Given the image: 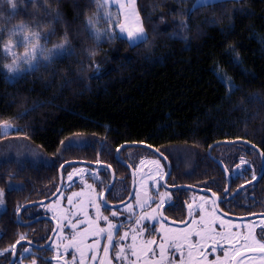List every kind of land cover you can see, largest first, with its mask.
I'll return each mask as SVG.
<instances>
[{
  "label": "trees",
  "instance_id": "1",
  "mask_svg": "<svg viewBox=\"0 0 264 264\" xmlns=\"http://www.w3.org/2000/svg\"><path fill=\"white\" fill-rule=\"evenodd\" d=\"M98 2L0 0V147L22 151L0 159L5 199L52 194L71 159L111 165L109 196L119 195L131 177L116 149L128 142L156 147L190 177L224 175L205 163L217 141L238 139L222 144L240 152L248 140L264 152V0H137L148 40L136 45L116 29V9ZM89 20L108 35L97 41ZM37 31L57 53L11 79L3 45ZM6 123L13 129L4 132ZM130 150L138 159L150 151L122 155ZM103 169L99 192L111 180Z\"/></svg>",
  "mask_w": 264,
  "mask_h": 264
},
{
  "label": "flooded vegetation",
  "instance_id": "2",
  "mask_svg": "<svg viewBox=\"0 0 264 264\" xmlns=\"http://www.w3.org/2000/svg\"><path fill=\"white\" fill-rule=\"evenodd\" d=\"M248 142L241 144L242 151L240 152H233L231 148L225 147L228 144L214 145L211 150L212 152H209L208 149L207 156L209 159L205 163L220 166L224 175H221L217 170L215 175L204 171L199 176L190 177L185 170L174 171L172 165V172L167 177L166 184L163 183V179L167 172V162L155 153L159 158V163L164 167V172L160 177L159 185L152 192L153 200L151 204L143 209L136 204V197L139 195L143 198L142 195H144L142 192L139 193L137 189L139 179L134 161H137L138 157L135 153H129V151L123 155L121 153L122 159L131 164L136 172V190L132 199L119 207L110 206L105 204L102 199L104 189L101 192L100 199H94V201L101 204L100 210L104 216H108L113 222L124 224V228L119 230V234L134 226L133 221L129 220V213L123 211L127 204L131 203L133 205L136 216L152 213L155 219L144 222L147 230L142 238H138V243L142 240L153 239L157 244L162 241L164 236L171 238L182 230L195 229L201 231V226L199 224H193L192 221H199L202 215L200 207L203 206L205 208V213L203 214L206 215L211 212L212 217L217 221L212 225L215 232H231L233 237L238 238L231 241L223 240L220 237H216L215 240H208L203 244L202 251L195 252L190 262V264H214L218 256L223 258V253L219 250L213 252V247L218 245L219 248H228L231 251L229 245H238L242 241L243 236L248 235L250 230L259 238L260 226L264 225L263 158L260 155L261 152L257 151L256 145L251 141ZM258 156L260 158V166ZM118 160L126 168L127 173L130 174V185L129 187L124 185L119 195L109 196V192L113 189V186L106 196L109 204H117L124 201L128 197L131 189V169L120 159ZM241 160L247 163L241 164ZM237 165H240V167L237 168ZM106 169L111 175V171L108 168ZM95 170L96 168H93L92 171L94 172ZM253 176L256 177L255 180H253ZM89 177L93 178L94 191H98L97 183L102 178V173L98 170L96 178H94L92 173H89ZM183 184L206 189L208 192L188 188H170ZM33 186V182L31 181L28 185L29 190ZM77 186L78 183L74 181L72 186L73 191L77 189ZM57 188L52 194L29 199L20 204L16 200L5 199V192L0 189L3 192V204H0V264H33V260L36 261V264H73L75 250L69 248L67 253L58 255V249L56 247L59 245V253H63L64 246L70 241L72 230L64 227L62 231H59L57 225H67V220H62L61 218L65 215L66 211H76L75 206L81 202L88 204V212L93 219L96 215L95 208L87 200L79 199L76 196L73 199V205L68 204L67 198L60 199V194L65 187L52 200H45L53 195ZM226 189L228 190L227 195H225ZM164 193L168 195L165 197V202L161 204L160 199ZM213 193H215V197ZM202 197L204 199L200 201L199 198ZM213 199L217 200L215 205L211 203ZM25 204L29 205L20 212V209ZM189 204L193 206L191 215H189ZM157 208L159 211L153 213V210ZM112 211H117L118 216L112 217ZM212 217H208V219L210 220ZM81 218L73 217V222ZM220 220L225 221L230 226L222 229L219 224ZM99 226L105 227V222L100 221ZM83 227L84 225H81L77 231L82 230ZM173 229L175 231L171 232ZM168 230L171 231L169 232ZM21 236L24 237L23 240L20 239ZM65 237H68V239H65ZM94 239L95 237L90 238L88 243H91ZM190 239L194 244L199 241V237L195 235L191 236ZM118 240L119 235H116L114 242ZM105 242L101 238V255ZM124 243H131L130 237ZM14 245L15 248H13ZM25 248L28 249L27 252L24 251ZM115 253V248L109 252L112 264H122V262L115 259ZM187 253L188 249L184 248L183 257L186 261L188 259ZM126 254L130 255V253ZM76 256L78 259L79 254L76 253ZM169 257L173 260L174 264H180L181 253L170 251ZM130 258L135 260V257ZM243 264H250V261L245 260ZM256 264H261V262L257 259Z\"/></svg>",
  "mask_w": 264,
  "mask_h": 264
},
{
  "label": "snow or ice",
  "instance_id": "3",
  "mask_svg": "<svg viewBox=\"0 0 264 264\" xmlns=\"http://www.w3.org/2000/svg\"><path fill=\"white\" fill-rule=\"evenodd\" d=\"M33 4H39L43 7V0H33ZM98 6L103 8L105 5L103 3L98 2ZM111 7L116 8L118 15L122 14L124 16V21H118L119 33L126 34V39L131 45H136L140 42H147L148 37L145 34V30L140 23L139 15L135 8V0H127V3L124 0H111ZM109 18L111 16V12L106 14ZM88 26L93 28L94 31L92 35L94 38L99 41L102 35H108V33L101 32L99 28L95 27V23L92 20L88 21ZM25 26H20L21 32H23ZM11 35H15L13 32ZM41 33L39 31L33 32L31 37L29 35L23 36L22 45L19 43H14L10 38L7 43L3 45V51L11 55L13 59V63L7 65L8 72L19 71L20 65L17 61H23L24 63L31 66L33 62H37L39 58H43L48 62H52L53 53L56 52V49H46L41 48L40 41ZM0 40H2V36H0ZM18 46H23L25 51L22 56H17L14 51ZM63 45L57 46V49L63 48ZM4 127H10L7 123ZM74 141H68L67 144L62 142V146L64 149L69 148ZM123 147V146H121ZM117 153L120 152V148L116 149ZM260 155L264 156V152H261ZM161 156L163 154L161 153ZM167 159V157H164ZM99 163V161H98ZM141 164H144L145 161H140ZM152 163L158 166L159 170V160L152 161ZM241 164H246V161L241 160ZM63 168V165L60 166ZM108 167H111L110 165ZM240 165H237L239 168ZM106 171V169H103ZM72 174H69V179L71 180ZM256 177L253 176V180ZM89 189H91V185H87ZM227 189L225 190V195H227ZM84 193H73L72 196L67 198L68 204L73 205V196H83ZM167 193H164L161 196L160 203L163 204L165 202V197H167ZM215 197V193H213ZM3 192L0 191V204H3ZM152 198L147 195L145 192L144 197H140L139 195L136 197V204L141 209L145 208L150 204ZM89 204L94 206L95 208V218L93 219L88 212V204L83 202L76 205V211L67 212L61 218L62 220H67V225L58 224L57 229L62 231L64 227H68L72 230V235L68 244L64 246L63 253H59V245H57L58 255H63L67 253L69 248L75 250L73 254V264H112V260L109 257V252L111 249L115 248V259L117 261L122 262V264H174L173 260L169 257V252H177L181 253V261L180 264H190L195 252L202 251V246L208 240H215L216 237H220L223 240H234L238 239L237 237H233L231 232H215L212 225L216 223L214 217H212V213L209 212L206 215L205 208L203 206L200 207V212L202 215L200 216L199 221L193 220V224H199L201 226V231L193 230H182L180 233L173 235L171 238L168 236H164L162 241L157 244L153 239L142 240L138 243V238H142L147 230L145 221L155 219V216L152 213L147 215H139L136 216L134 213V208L131 203L127 204V206L123 209V211L129 213V220L133 221L134 226L128 230H124L122 234H119V230L124 228L123 223L113 222L108 216H104L101 213V204L97 203L94 200H91L89 197ZM213 205L217 203L216 199L211 201ZM203 205V201H202ZM192 205L189 204V215L192 214ZM159 209H154L153 213L158 212ZM112 217H117V211H112ZM73 217H82L81 219H77L73 222ZM133 217L134 220H133ZM208 217H212V219H208ZM104 221L105 227H100L99 222ZM220 227L228 228L230 225L226 224L225 221H219ZM81 225H84L83 229L77 231ZM261 231L259 233V238L257 235L253 234V231L250 230L248 235L243 236L242 241L238 245H229L231 251L228 248H219L217 245L213 247L212 251L216 252L217 250L222 251L223 258L219 256L214 261V264H243L245 260L250 261V264H256V260L258 259L261 264H264V225H261ZM169 232L171 230H168ZM119 235V240L114 242V237ZM199 237V241L195 244L190 239L191 236ZM92 237L95 239L88 243V240ZM131 239V243L125 244L124 242L128 239ZM101 238L106 242L102 248L101 253ZM24 239L23 236L20 238ZM68 239V237H65ZM19 243V241H17ZM15 248V245L13 246ZM184 248L188 249L187 253V261L183 257ZM25 252L28 251L27 248L24 249ZM76 253L79 254V258L77 259ZM130 253V255L126 254ZM130 257H135V260H132ZM55 258V257H54ZM33 264H36V261L33 260Z\"/></svg>",
  "mask_w": 264,
  "mask_h": 264
},
{
  "label": "rangeland",
  "instance_id": "4",
  "mask_svg": "<svg viewBox=\"0 0 264 264\" xmlns=\"http://www.w3.org/2000/svg\"><path fill=\"white\" fill-rule=\"evenodd\" d=\"M199 0H196V2L198 4H200V2H198ZM218 1V0H217ZM105 4V3H104ZM203 4V3H201ZM108 6V5H107ZM110 7V6H109ZM114 8V7H112ZM120 16V14H119ZM121 16L118 18V16L116 17L117 21H121L120 20ZM140 19L142 21V18L140 16ZM143 22V21H142ZM116 24L115 27L119 32V27H118V22L114 23ZM120 34V33H119ZM123 37H126V34H120ZM23 39L19 42H14V43H22ZM41 48H46L49 50L54 49L53 47L49 46L45 41L40 40L39 41ZM14 51L16 52L17 56H22L25 48L23 47L21 49V51L19 50V48H15ZM57 53L54 52L53 56ZM10 62L7 63V65H10L13 63V57L10 55ZM41 59H43L42 57L39 58V60L37 62H39ZM37 62H33V65H35ZM17 63L20 65V69L19 71H14V72H9V77L11 79H13V77L17 74H19L20 72L30 68L31 66H29L28 64L24 63L23 61H17ZM8 125H10V127H4L3 125V131L7 132L13 129V125L10 123H7ZM6 145L3 144V146L0 147V159H4L8 157H13V158H22V151L19 149H13V151L10 153V150L5 148ZM129 153H132V151L130 150ZM138 153L141 155L140 158L137 161H134L135 167L137 169L138 172V179L139 182L137 184V189L139 193H147L148 196H150L153 200L152 197V192L154 190L155 187H157L159 185V180L161 175L164 172V167L161 166V163H159V170H158V166L154 163H152V161H156L159 160V158L157 157V155L152 152V151H147V150H140L138 151ZM145 161L144 164H141L140 161ZM93 167H90L88 165H83V164H73V165H69L66 167L65 172H64V190L62 191V193L60 194V199L63 198H68L69 196H72L73 193H84L83 196H79V199H85L87 201H89V197L91 198V200L94 199H100V195L101 192L99 191H94V186H93V178L89 177V173H92L94 178L97 177V171H92ZM72 174V178L71 180L69 179V174ZM76 177V178H75ZM76 179V180H74ZM74 181H76L78 183L77 189L75 191H73L72 186L74 184ZM87 185H91V189H89L87 187ZM144 197V195H142ZM77 197V196H76ZM75 198V196H73V199ZM204 198H199V200H203ZM151 200V201H152ZM151 204V202H150ZM157 215V214H156ZM175 229H173L174 232Z\"/></svg>",
  "mask_w": 264,
  "mask_h": 264
},
{
  "label": "water",
  "instance_id": "5",
  "mask_svg": "<svg viewBox=\"0 0 264 264\" xmlns=\"http://www.w3.org/2000/svg\"><path fill=\"white\" fill-rule=\"evenodd\" d=\"M238 139H235V140H221V141H217L215 143H213L210 148H209V152L212 150V147L216 144H222V143H228V144H232V143H235ZM246 141V140H245ZM248 142V140L246 141ZM249 143V142H248ZM123 146V147H121ZM119 148H120V152L117 153L116 151V156L118 159H120L123 163H125L126 165H128L131 169V175H132V182H131V189H130V193L128 195V197L122 201V202H119L117 204H109L107 199H106V196L109 192V190L113 187L115 181H116V178H117V175H116V172L114 170V168L111 166V167H108L109 164L107 163H103V162H91V161H87V160H82V159H71V160H67L65 161L62 165H63V168H59V185H58V188L57 190L55 191V193L53 195H51L50 197H48L47 199L45 200H52L53 198H55L59 193L60 191L62 190L63 186H64V169L69 166V165H73V164H83V165H88V166H92V167H106L108 168L110 171H111V181L110 183L108 184V186L106 187V189L104 190L103 194H102V199L104 201L105 204H108L110 206H113V207H119V206H122L124 205L125 203L129 202L134 193H135V190H136V173H135V170L134 168L132 167L131 164H129L127 161H125L124 159L121 158V152L124 150V149H127V148H132V147H143V148H146V149H149L151 150L152 152L156 153L159 157H161L163 160H165L167 162V172L164 176V179H163V183L166 184V180H167V177L171 174L172 172V164H171V161L169 160V158L163 154L159 149H157L156 147H153L151 145H148L146 143H141V142H128V143H124L123 145H121ZM257 147V146H256ZM258 148V147H257ZM259 149V148H258ZM261 151V150H260ZM262 152V151H261ZM161 153L163 154V156H161ZM164 157H167V159H164ZM263 158V169H262V172L264 171V156H262ZM228 173V172H227ZM170 188H173V189H177V188H188V189H195L197 191H202V192H208L206 189H202V188H199V187H195V186H192V185H188V184H183V185H178V186H174V187H170ZM44 200V201H45ZM29 204H25L22 206V208L20 209V212L26 207L28 206ZM21 216V215H20Z\"/></svg>",
  "mask_w": 264,
  "mask_h": 264
},
{
  "label": "crops",
  "instance_id": "6",
  "mask_svg": "<svg viewBox=\"0 0 264 264\" xmlns=\"http://www.w3.org/2000/svg\"><path fill=\"white\" fill-rule=\"evenodd\" d=\"M214 1H217V0H199L198 2H200V4L201 3H209V2H214ZM102 2L103 3H105L106 5H108V6H110L111 7V0H102ZM124 2L125 3H127V0H124ZM135 8H136V11H137V13H138V15H139V18H140V13H139V10H138V5H137V0H135ZM114 9H116V8H114ZM117 11V10H116ZM119 16V15H118ZM120 16H121V18H120V22H123L124 21V16L122 15V14H120ZM119 16V17H120ZM140 23L142 24V26H143V22L141 21V19H140ZM144 28V27H143Z\"/></svg>",
  "mask_w": 264,
  "mask_h": 264
},
{
  "label": "clouds",
  "instance_id": "7",
  "mask_svg": "<svg viewBox=\"0 0 264 264\" xmlns=\"http://www.w3.org/2000/svg\"><path fill=\"white\" fill-rule=\"evenodd\" d=\"M66 42V41H65ZM57 46H60V45H56L55 47H57Z\"/></svg>",
  "mask_w": 264,
  "mask_h": 264
}]
</instances>
